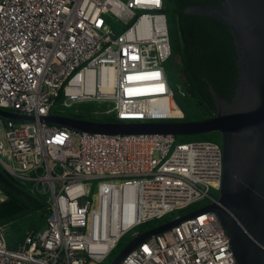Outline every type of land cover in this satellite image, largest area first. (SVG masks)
Listing matches in <instances>:
<instances>
[{
    "label": "built area",
    "instance_id": "2783aa9c",
    "mask_svg": "<svg viewBox=\"0 0 264 264\" xmlns=\"http://www.w3.org/2000/svg\"><path fill=\"white\" fill-rule=\"evenodd\" d=\"M163 1L0 0V165L35 197L46 223L15 249L0 226V264H103L142 224L220 189L222 151L171 135H99L43 121L61 98L74 115L181 121L165 63ZM86 106V112L78 106ZM7 196L0 189V204ZM212 212L152 236L119 264H236Z\"/></svg>",
    "mask_w": 264,
    "mask_h": 264
},
{
    "label": "water",
    "instance_id": "95a60500",
    "mask_svg": "<svg viewBox=\"0 0 264 264\" xmlns=\"http://www.w3.org/2000/svg\"><path fill=\"white\" fill-rule=\"evenodd\" d=\"M186 14L221 21L233 37L238 81L230 101L208 87L213 117L196 122L96 123L49 115L44 122L99 135L198 136L220 134V189L216 202L175 218L132 239L110 264L139 244L206 212L215 214L236 264H264V0H223L219 7H188ZM0 117L33 121L0 110ZM0 184L21 193L0 175Z\"/></svg>",
    "mask_w": 264,
    "mask_h": 264
},
{
    "label": "trees",
    "instance_id": "16d2710c",
    "mask_svg": "<svg viewBox=\"0 0 264 264\" xmlns=\"http://www.w3.org/2000/svg\"><path fill=\"white\" fill-rule=\"evenodd\" d=\"M163 13L167 19L171 56L165 63V70L173 99L184 114L181 121L196 122L209 119L215 114V105L208 87L222 99L230 101L234 86L238 81L237 56L233 37L227 27L216 19L207 16L186 14L188 7H219L223 0H162ZM62 99L55 100L50 115L96 123H121L113 118H95L87 114H71L61 110ZM176 143L209 141L220 146V134L210 133L198 136H178ZM0 175L20 193L16 196L0 184L7 196L0 204V226L5 233L7 247L15 249L24 240L28 230H42L46 223L45 197L32 196L28 190L11 178L0 166ZM209 197L217 200L218 192H209ZM208 199L166 214L162 218L148 221L137 227L133 233L142 234L161 226L177 217L206 207ZM28 222L23 228L21 222ZM133 238L127 240L129 243ZM126 244V243H125ZM124 244V245H125ZM122 239L103 264H110L122 250Z\"/></svg>",
    "mask_w": 264,
    "mask_h": 264
},
{
    "label": "rangeland",
    "instance_id": "374dc122",
    "mask_svg": "<svg viewBox=\"0 0 264 264\" xmlns=\"http://www.w3.org/2000/svg\"><path fill=\"white\" fill-rule=\"evenodd\" d=\"M174 100V99H173ZM175 102V101H174ZM176 104V103H175ZM177 105V104H176ZM177 107H178V105H177ZM179 108V107H178ZM78 109L79 110H81V111H85L86 112V109H87V107L86 106H82V105H79L78 106ZM5 147V144H4V141H3V139H2V129H1V127H0V149L1 148H4ZM1 158V160H3L4 162H6L7 163V161L3 158V157H0ZM21 225L23 226V228H27V226H28V222L26 221V222H21ZM7 228L5 227V229H4V232L6 233L7 232ZM131 238V234H127L126 236H124L123 238H122V243H123V248L128 244V242H127V240L128 239H130ZM126 243V244H125ZM125 244V245H124ZM122 248V249H123ZM121 252V251H120ZM119 252V253H120ZM118 253V254H119Z\"/></svg>",
    "mask_w": 264,
    "mask_h": 264
},
{
    "label": "snow or ice",
    "instance_id": "6c2138e0",
    "mask_svg": "<svg viewBox=\"0 0 264 264\" xmlns=\"http://www.w3.org/2000/svg\"><path fill=\"white\" fill-rule=\"evenodd\" d=\"M155 2H158V0H155Z\"/></svg>",
    "mask_w": 264,
    "mask_h": 264
},
{
    "label": "crops",
    "instance_id": "0c3cea01",
    "mask_svg": "<svg viewBox=\"0 0 264 264\" xmlns=\"http://www.w3.org/2000/svg\"><path fill=\"white\" fill-rule=\"evenodd\" d=\"M1 166V165H0ZM2 167V166H1Z\"/></svg>",
    "mask_w": 264,
    "mask_h": 264
}]
</instances>
